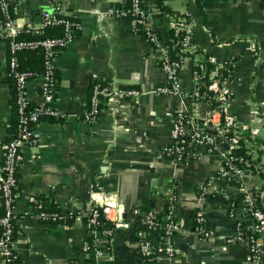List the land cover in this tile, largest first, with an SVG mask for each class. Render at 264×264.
<instances>
[{
	"label": "crops",
	"instance_id": "obj_1",
	"mask_svg": "<svg viewBox=\"0 0 264 264\" xmlns=\"http://www.w3.org/2000/svg\"><path fill=\"white\" fill-rule=\"evenodd\" d=\"M9 1L19 25L40 23L42 12H53L60 5L83 26L56 60V106L61 115L42 120L36 129L39 144H25L22 149L15 202V249L20 264H89L85 220L50 225L22 214L42 197L48 208L88 210L91 185L116 197L123 207L122 225L109 222L99 234L98 244L104 252L99 264H139L141 237L161 256V232L143 228L139 219L144 208L162 211L171 193L176 196L173 205L181 225L173 237L176 264H247L251 232L247 203L238 197L241 191L226 187L235 195L232 205L223 194V182H217L208 190L205 203L199 202L200 186L222 169L219 151L200 146L185 162L164 153L176 138L179 111L191 119L183 130L191 132L194 127L193 57H184L178 72L182 94L156 95L154 88L167 78L157 52L144 31H133L129 17L107 13L113 5L126 7L129 0ZM165 4L172 12L159 13L157 0L146 1L151 30L168 42L171 29L188 24L193 46L218 62L232 61L228 83L232 101L227 113L239 124L240 138L259 170L247 169L242 181L248 193H262L264 144L257 145L243 133L251 131L253 137L264 140V1L201 0L199 4L197 0H166ZM8 47V40L0 39V166L15 120L6 75ZM95 81L134 86L144 93L137 100L107 99L97 122L91 124L82 116ZM29 91L39 100L36 81L29 83ZM198 208L206 216L209 236L196 230Z\"/></svg>",
	"mask_w": 264,
	"mask_h": 264
},
{
	"label": "built area",
	"instance_id": "obj_2",
	"mask_svg": "<svg viewBox=\"0 0 264 264\" xmlns=\"http://www.w3.org/2000/svg\"><path fill=\"white\" fill-rule=\"evenodd\" d=\"M147 0H129L126 7L111 6L108 14L129 17L130 26L134 32L143 30L147 41L153 46L159 57L162 70L166 73V83L154 88L156 95L182 94L179 89L178 72L182 62L175 61L169 53V44L158 32L148 27V19L151 12L146 6ZM264 1V0H263ZM40 23L28 21L25 25L17 23L15 12L9 0H0V36L6 38L9 43L7 78L14 82L13 107L16 111L17 128L13 136L4 143V155L0 166V203L4 212L0 215V257L2 264H13L17 259L15 249V226L13 219L16 217L15 202L17 197L19 170L22 159V149L25 144H39L36 129L45 118H57L61 115L56 106L58 93L57 58L58 55L77 38V33L81 32L82 22L74 13L67 12L60 5L54 7L53 12L44 11L41 14ZM62 27L61 35H47V29ZM35 34L41 37L22 38V34ZM183 50L193 53L196 47L190 42V34L187 25V33L183 39ZM26 50H42L43 52V72L39 73L30 69H23L20 63V53ZM211 61H216L213 56H209ZM226 62V61H225ZM225 62H218L211 72L212 83L210 88L216 92V100L220 102L221 109H216L210 105V101L201 92L203 82L201 80L204 72V63L196 61L193 66V79L195 83L191 98L196 104V118L193 119L194 127L191 132L183 130L186 122L191 121L187 113L181 110L177 113V135L171 144L164 148V153L176 162H185L194 155L198 147H208L210 151L218 150L222 157V169L218 176L209 178L199 189V202L205 203L208 190L215 187L217 182H223V194L226 199L234 205L231 192L226 187H232V183H237L236 190L245 193L244 200L247 203V210L252 215L253 224L249 227V260L247 264H264V189L259 192L262 199V207L255 203L253 194L248 193L242 181L246 173L241 164L245 162L242 156L237 155L234 149L239 146L240 126L235 118L228 115L231 106L232 95L228 90L230 76H224L221 69L225 67ZM37 82L40 98L35 100L29 91V83ZM143 91L138 87H117L112 84L95 81L92 84L89 105L83 113L86 122L95 124L102 111L103 103L117 96L121 99L137 100L143 95ZM204 107V111L201 108ZM204 112V115H201ZM225 113V123H222L221 116ZM219 115L216 120L215 117ZM200 120L201 122H198ZM209 123L217 128V133L209 129ZM232 130L233 135H228ZM91 207L88 210L76 209H54L32 211L26 210L22 217L35 216L39 220L50 225L69 223L78 220H85L87 232L90 239L85 244V249L89 255V264H99V259L103 256V249L99 246V234L105 230L107 223L112 222L114 226L122 225L123 207L116 197L106 194L104 191L96 189L94 185L89 188ZM171 204L167 215L168 221L162 227L155 219V211H149L142 222L147 226V230H158L162 234V255L159 256L154 251V247L149 240L141 237L138 241L139 254L142 264L146 258H152L166 264H175L177 249L173 237L181 228L180 221L174 210L173 203L176 200L174 193L167 196ZM206 216L202 208H198L195 213L196 230L205 236L210 235L206 227ZM163 229V232H162ZM154 255V256H152ZM152 256V257H150Z\"/></svg>",
	"mask_w": 264,
	"mask_h": 264
},
{
	"label": "trees",
	"instance_id": "obj_3",
	"mask_svg": "<svg viewBox=\"0 0 264 264\" xmlns=\"http://www.w3.org/2000/svg\"><path fill=\"white\" fill-rule=\"evenodd\" d=\"M165 1L166 0H157V6L159 8V13L165 14V13L172 12L170 10V8L165 4ZM197 1H198L199 4L201 3V0H197ZM128 5H129V3H128ZM184 18H185V20H184L185 23H189L190 20L187 17H184ZM187 25H186L185 28H182L180 30L171 29L168 32L169 41L167 43L169 44L170 56H171V58L173 60L179 61V62H183V59L186 56H192L193 59H194V63L196 61L204 63L205 69H204V72L202 73V76H201V80L203 82V85L201 87V92L210 101V105L212 107H215L216 109L220 110L221 109L220 102L218 100H216V92L213 89L210 88V84L212 83V79H211L210 75H211L212 70H214L216 65L218 64V61H215V62L211 61L209 59L210 54L208 52H206L205 50L201 49V48H196V51L193 52V53L186 52V51L183 50V47H184L183 39H184V37H185V35L187 33ZM141 31L143 32V30H141ZM62 32H63L62 27H53V28L47 29V35H61ZM78 34H80V32L77 33V37H78ZM21 37L22 38L32 39V38H36V37L38 38V37H41V36L35 35V34H26V33H24V34L21 35ZM0 39H6V38H2L0 36ZM20 63H21V67L23 69H30V70H33V71H36V72H39V73L43 72V68L44 67H43V52H42V50H34V51L33 50H26V51H23L22 53H20ZM225 64L226 65H225L224 68L221 69V72H223L224 76H230V71H231V68H232V61L231 60L226 61ZM194 68L196 69L197 65ZM7 79H8V82L11 83L12 92H14L15 88H14L13 80L11 78H7ZM13 101H14V93H13L12 102ZM192 101H195V100L192 99ZM14 112H15V120H14V122L12 124V128H11L13 133L16 131V128H17V117H16L15 108H14ZM221 120H222V123L224 124L225 123V113L224 112L222 113ZM198 122H201V121L198 120ZM227 134L232 136L233 135V131L229 130ZM251 134H252L251 131H246V132L243 133V135L245 137H251V139L254 142H256L257 145L264 144V140H259V139L255 138V137H253V135H251ZM238 144H239V146L234 149V152L237 155L242 156L245 159V162H243L241 164L242 168H244L245 171L247 169H253V170L257 171L258 169H257L256 165L254 164V161L252 160V156H251L250 152H248V149L244 146L242 137L239 139ZM261 174L264 176V171H261ZM231 185L235 186V185H237V183H232ZM231 196L233 198H235V195H233L232 193H231ZM244 196H245V193L240 192L238 194V197L240 199L241 198L244 199ZM253 196L255 197L256 205L259 206V207H262V199L260 197L259 192L258 191L254 192ZM170 206H171L170 203L166 204L162 211H155L154 209H151V208H144L142 213H141V217L139 219V222L141 223V226L143 228H147V226L145 224H143L142 218L149 211L154 210L155 211V217H156L155 221L158 224H160L162 227H164V225L168 221L167 215L169 213ZM54 209L55 208H48L45 205V198L42 197V198H39L38 200H36V202L33 204L31 210L32 211H41V210L50 211V210H54ZM3 212H4V208H3V205L0 203V215H2ZM247 214H248L247 216L249 217V222H250V226H251L253 224V219L251 218L252 215L249 212H247ZM16 220H17V216L13 219L14 226H15V229H16L15 238H16V234H17V226L15 225ZM162 232H163V229H162ZM250 232L253 233L252 230H249V233ZM0 234H1V228H0ZM152 256H154V255H152ZM152 256H150V257H152ZM144 262L151 263V264H166V263L161 262L159 260H156L154 258H152L151 260L149 258H146L144 260ZM13 264H20L19 256L17 257V259L15 260V262ZM139 264H142V261Z\"/></svg>",
	"mask_w": 264,
	"mask_h": 264
},
{
	"label": "water",
	"instance_id": "obj_4",
	"mask_svg": "<svg viewBox=\"0 0 264 264\" xmlns=\"http://www.w3.org/2000/svg\"><path fill=\"white\" fill-rule=\"evenodd\" d=\"M202 111H204V107L201 108ZM201 115H204V112L201 114ZM209 129L214 132V133H217V128L212 124V123H209ZM158 181H161V178L157 179V180H154V184Z\"/></svg>",
	"mask_w": 264,
	"mask_h": 264
}]
</instances>
